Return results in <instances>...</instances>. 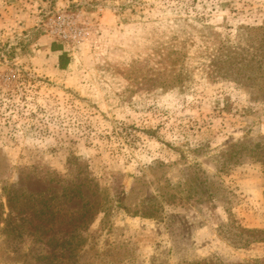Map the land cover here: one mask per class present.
Returning a JSON list of instances; mask_svg holds the SVG:
<instances>
[{"label": "rangeland", "instance_id": "1", "mask_svg": "<svg viewBox=\"0 0 264 264\" xmlns=\"http://www.w3.org/2000/svg\"><path fill=\"white\" fill-rule=\"evenodd\" d=\"M62 9L71 45L44 30ZM9 201L76 233L62 264H264L222 237L264 224V0H0ZM8 232L0 264H49Z\"/></svg>", "mask_w": 264, "mask_h": 264}, {"label": "trees", "instance_id": "2", "mask_svg": "<svg viewBox=\"0 0 264 264\" xmlns=\"http://www.w3.org/2000/svg\"><path fill=\"white\" fill-rule=\"evenodd\" d=\"M62 58L63 53L58 58L59 67H62ZM21 208L20 210L14 208L13 204L9 201L8 211L4 218L0 219V223H4V229L9 230L8 233H12L14 238H18L19 240L29 239L31 241L26 246L25 257L34 255L35 248L32 243L37 241L40 242L38 246L40 251H38L37 256L47 259L49 264H62L59 261L69 260L71 256L76 255L73 254L75 251L82 249L81 242L73 240L76 234L74 231L66 230L62 232L59 227H57V232L54 230L52 232L48 231L52 228L51 225L55 215L51 216L53 218L49 221H44L36 216L35 212L27 210V205ZM0 215H3V212ZM39 226L43 227V229H38ZM226 228L229 230L228 225H226ZM235 228L237 232L233 234V237L238 243L231 241L225 234L222 235L235 248H246L252 244L264 242V224L257 228ZM11 262L14 264H29L26 258L21 262H16V260H12ZM244 263L246 264V262ZM195 264H199V262Z\"/></svg>", "mask_w": 264, "mask_h": 264}, {"label": "built area", "instance_id": "3", "mask_svg": "<svg viewBox=\"0 0 264 264\" xmlns=\"http://www.w3.org/2000/svg\"><path fill=\"white\" fill-rule=\"evenodd\" d=\"M44 30L47 35L66 45L82 40L85 34L84 28L77 24L76 14L66 9L58 10L48 16Z\"/></svg>", "mask_w": 264, "mask_h": 264}, {"label": "crops", "instance_id": "4", "mask_svg": "<svg viewBox=\"0 0 264 264\" xmlns=\"http://www.w3.org/2000/svg\"><path fill=\"white\" fill-rule=\"evenodd\" d=\"M46 50V49H45ZM47 50L50 52V53H52L53 55H55L54 56V59H55V61H57L58 62V58H59V55L61 54V53H59V50H55V49H53L52 47H51V42L49 41V44H48V47H47ZM47 52V51H46ZM54 61V60H53ZM261 227V226H260Z\"/></svg>", "mask_w": 264, "mask_h": 264}]
</instances>
